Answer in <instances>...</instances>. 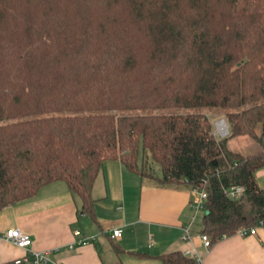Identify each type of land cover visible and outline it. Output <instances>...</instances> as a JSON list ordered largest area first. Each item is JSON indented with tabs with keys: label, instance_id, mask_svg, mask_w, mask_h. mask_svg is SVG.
Here are the masks:
<instances>
[{
	"label": "trees",
	"instance_id": "trees-1",
	"mask_svg": "<svg viewBox=\"0 0 264 264\" xmlns=\"http://www.w3.org/2000/svg\"><path fill=\"white\" fill-rule=\"evenodd\" d=\"M240 136L259 149L232 150ZM109 159L204 189L211 242L264 224V0H0V212L64 181L95 220Z\"/></svg>",
	"mask_w": 264,
	"mask_h": 264
},
{
	"label": "crops",
	"instance_id": "crops-1",
	"mask_svg": "<svg viewBox=\"0 0 264 264\" xmlns=\"http://www.w3.org/2000/svg\"><path fill=\"white\" fill-rule=\"evenodd\" d=\"M256 179L264 189V167ZM92 197L95 220L78 212L79 200L64 181L47 184L34 197L1 210L0 234L17 228L30 236L33 250H49L67 264H165L163 257L171 253L194 259L192 264L195 254L200 264H264V228L255 236L223 235L209 248L203 246L204 207H192V187L161 185L109 159L94 181ZM186 225L188 241L182 239ZM117 229L120 235L112 237ZM21 255V249L0 238V264H12Z\"/></svg>",
	"mask_w": 264,
	"mask_h": 264
},
{
	"label": "built area",
	"instance_id": "built-area-1",
	"mask_svg": "<svg viewBox=\"0 0 264 264\" xmlns=\"http://www.w3.org/2000/svg\"><path fill=\"white\" fill-rule=\"evenodd\" d=\"M212 133L217 138H224L228 136L229 129L228 124L225 118H219L213 122V130ZM244 192L243 186H236L230 188L228 191V195L231 198H237ZM194 197L191 201V205L193 208L201 209L204 207V202L207 197V193L204 189L193 188ZM258 228H264V224L259 221L257 225L252 226L250 228L241 229L238 234L241 236H255L257 234ZM121 233L120 230H113L112 237L119 236ZM77 234V233H76ZM0 238L8 241L9 243L13 244L15 247L21 249L23 251V255L15 258L12 261V264H67L64 261L57 260L51 256V251L43 250V251H36L31 248L32 240L28 234L23 233L21 230L17 228H10L5 232L0 234ZM183 240H190L191 239V231L190 226L186 225L183 227L182 233ZM200 242L203 244L205 248H209L212 245L210 237L205 233L199 234ZM195 261L196 264L201 263V259L199 256L195 254Z\"/></svg>",
	"mask_w": 264,
	"mask_h": 264
},
{
	"label": "rangeland",
	"instance_id": "rangeland-1",
	"mask_svg": "<svg viewBox=\"0 0 264 264\" xmlns=\"http://www.w3.org/2000/svg\"><path fill=\"white\" fill-rule=\"evenodd\" d=\"M201 112H207V114L211 117V122L213 125V122L219 118H224V115L222 112L214 111V110H208V109H202ZM229 147L232 149H235L237 151H242L243 153H252L254 150H252L254 147L255 149H258V143L253 140L252 138L248 136H242V137H236L229 141ZM155 171L158 172V166L154 164Z\"/></svg>",
	"mask_w": 264,
	"mask_h": 264
}]
</instances>
